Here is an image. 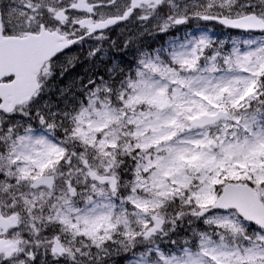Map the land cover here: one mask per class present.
Here are the masks:
<instances>
[{
  "label": "snow or ice",
  "instance_id": "6c2138e0",
  "mask_svg": "<svg viewBox=\"0 0 264 264\" xmlns=\"http://www.w3.org/2000/svg\"><path fill=\"white\" fill-rule=\"evenodd\" d=\"M0 264H264V0H0Z\"/></svg>",
  "mask_w": 264,
  "mask_h": 264
}]
</instances>
